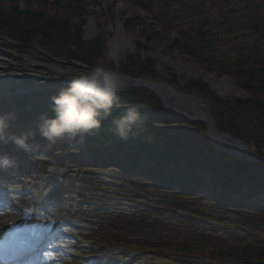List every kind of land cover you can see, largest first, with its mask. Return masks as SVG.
Returning <instances> with one entry per match:
<instances>
[{
  "label": "trees",
  "instance_id": "1",
  "mask_svg": "<svg viewBox=\"0 0 264 264\" xmlns=\"http://www.w3.org/2000/svg\"><path fill=\"white\" fill-rule=\"evenodd\" d=\"M64 1L63 8L73 12L84 2L25 0L21 8L20 0H0V38L7 37L14 43L0 47L16 49L23 55L37 54L33 50L37 43L40 49L67 65L72 64V59L85 64L87 69L94 66L103 54L105 39L101 35L84 40V21L76 24L70 15L55 11ZM123 1L149 15L153 26L163 33H174V47L181 54L193 58L208 73L231 78L244 91L243 100H222L200 80L179 86L175 74L167 71L168 83L176 90L203 100L219 132L230 134L258 156H264V0ZM174 3L179 7L175 16ZM140 24V18L133 16L124 26L134 28ZM136 45L135 54L128 55L117 70L112 65L108 67L135 79L163 80L151 59H140L139 52L150 50V46ZM33 100L31 96H17L2 103L16 116L11 124L26 128L31 122L38 124L43 114L53 115L50 102L42 106ZM120 102L137 106L148 117L145 131L123 141L109 131L110 117L99 133L85 137L90 162L107 164L106 168L126 173L138 171L139 175L156 179L160 184L156 188L168 189L175 200L190 209L192 219L211 224L208 235L187 243L151 247L159 264H264V203H245L251 197H264V162L248 161L218 150L210 144L205 124L168 113L148 89L126 88L120 94ZM122 111L123 108H115L113 116ZM32 129L36 135L39 133L37 128ZM35 141L51 152L69 140L58 141L51 148L40 136H35ZM61 152L57 150V164L68 163L73 170L78 168L74 164H78L80 170L85 169L86 160L66 161ZM198 190L207 191L209 197H199ZM126 223L123 222L124 228L133 226ZM216 227L229 230L230 235H218Z\"/></svg>",
  "mask_w": 264,
  "mask_h": 264
},
{
  "label": "rangeland",
  "instance_id": "2",
  "mask_svg": "<svg viewBox=\"0 0 264 264\" xmlns=\"http://www.w3.org/2000/svg\"><path fill=\"white\" fill-rule=\"evenodd\" d=\"M24 1L19 2L21 8ZM65 5L66 1L55 11L67 17L70 15L76 24L83 20L84 40L91 41L101 35L105 39L103 54L97 62L112 65L115 69L114 60L108 56L107 46L114 35L113 27L119 22L132 40L127 53L120 55L117 60L119 65L128 55L135 54L138 50L136 43H142L151 49L139 52L140 59H151L166 83L170 80V75H165L169 74L168 70L175 74L179 86L192 80H184L169 66L160 69V58L180 59L184 64H193L208 76L218 77L215 72L204 71L193 58L176 50L174 42L177 36L174 33H163L153 26L149 15L123 0H84L75 12L63 8ZM175 7H178L177 4ZM133 16L139 17L141 24L134 28L125 27V22ZM3 43L14 44L7 37L0 38V45ZM34 47L33 50L40 54L23 55L16 49L0 47V92L6 95L23 91L27 97H33L34 102L43 104L50 101V94H42L39 90L56 92L65 87L55 70H88L85 64L72 59V64L67 65L63 60L52 57L48 51L40 49L37 43ZM16 56L29 57L32 62L25 63ZM3 100L6 98L0 96V115L10 113L8 107L2 105ZM9 131L15 134L33 132L15 126H10ZM36 136H40L39 133ZM59 149L67 153L66 161L86 160L85 169L80 170L78 164H74L78 167L74 170L70 169L68 163L63 166L57 164L54 160ZM88 151L85 143L78 144L75 141H68L62 148L56 146L51 152L40 147L38 153H26L11 143L8 148L0 149V155L11 156L18 163V168L14 170L0 171V186L9 197L7 201L15 204L29 200L32 207L28 219L37 213L57 223L55 236L46 235L52 241L48 247L55 249L46 264H159L156 252L150 251L151 247L187 243L188 240L208 235L210 222L192 219L188 214L190 209L175 200L168 189L156 188L160 185L156 179L139 175L137 171L126 173L120 169L106 168L107 164H93L87 157ZM50 166L67 169L62 180L58 181L49 173ZM197 193L199 197H209L207 191L198 190ZM261 202L264 203V197H251L245 203ZM13 204L7 205L11 209H3L4 212L0 213V232L4 220L20 215ZM55 205L62 206L68 212V217L54 214L51 209ZM115 217L120 219L119 222L115 221ZM123 222L133 223V226L124 228ZM216 228L218 235H230L229 230ZM110 235L114 237L109 238ZM111 240L113 245L109 246Z\"/></svg>",
  "mask_w": 264,
  "mask_h": 264
},
{
  "label": "clouds",
  "instance_id": "3",
  "mask_svg": "<svg viewBox=\"0 0 264 264\" xmlns=\"http://www.w3.org/2000/svg\"><path fill=\"white\" fill-rule=\"evenodd\" d=\"M60 78L68 81L67 87L50 98L53 115H41L37 125L39 135L47 141L48 148L65 139L83 144L85 137L99 133L110 117L109 131L123 141L138 137L145 131L148 117L137 106L120 102L124 86L117 71L97 62L86 71L65 70L60 73ZM115 108H123V111L113 116ZM15 119L14 113L0 115V144L11 143L26 153H38L40 145L35 142V133L15 134L9 131ZM16 168L18 163L15 159L0 155V171ZM48 171L59 181L67 169L50 166ZM51 211L62 218L68 217L62 206L55 205Z\"/></svg>",
  "mask_w": 264,
  "mask_h": 264
},
{
  "label": "water",
  "instance_id": "4",
  "mask_svg": "<svg viewBox=\"0 0 264 264\" xmlns=\"http://www.w3.org/2000/svg\"><path fill=\"white\" fill-rule=\"evenodd\" d=\"M173 9H172V14L176 15L177 11H178V7L175 8L174 4L172 5ZM19 57V56H16ZM21 58V60L25 63L31 64V60L29 57L26 58ZM114 63H115V69L119 68V63L117 62V60L115 58H113ZM38 66L40 68L44 67L40 64H38ZM170 68V67H169ZM172 69V68H170ZM175 71V70H174ZM158 74H160V71L157 70ZM176 72V71H175ZM121 75L122 78V83L124 86V90L126 88H144V89H148L151 92H153L158 99L160 100V102H162L164 108L166 109V111L168 113H172L175 116H177L179 119H185L188 121H193V122H197V123H201V124H205L206 126V133L208 134V139L209 142H216L218 143L220 146L212 143L217 149L221 150L222 148H224L229 154H232L235 157H239V158H245L248 161H253V162H264V156H258L256 153H254L249 147H247L245 145L244 142L232 137L230 134L226 133H221L217 130L210 111H208V109L206 108L205 104L203 102H201V100H198L196 97L191 96L189 97L188 95H186L183 92H179L178 90H175L173 87H171L170 85H168L166 82H162V81H149V80H143L140 78H131L127 75ZM167 77L169 76V74H165ZM217 78H221L222 80L224 79L225 86L221 87L222 91L224 92V94L220 95L218 94L214 89L211 88V85L209 82H207V80H205L204 78H190V80L192 81H196V80H200L202 82H204L208 88L211 90V92L218 98L222 99V100H235V99H245L244 98V91L241 90L240 88H238V86L232 81L231 78L225 76V75H218ZM62 84H64L65 87H67L68 81L65 79H62ZM239 91V94L236 95L235 97H227L226 94L229 91ZM42 94H50L51 98L52 96L56 95L59 91H51V90H39ZM186 98L191 99V102L187 103L186 102ZM50 102V101H49ZM35 103H37L35 101ZM38 105L40 103H37ZM46 103L41 104L42 106L45 105ZM186 105V106H185ZM191 114V118L188 117L187 115ZM213 139V140H212Z\"/></svg>",
  "mask_w": 264,
  "mask_h": 264
},
{
  "label": "bare ground",
  "instance_id": "5",
  "mask_svg": "<svg viewBox=\"0 0 264 264\" xmlns=\"http://www.w3.org/2000/svg\"><path fill=\"white\" fill-rule=\"evenodd\" d=\"M113 28H115V31H114V35L111 38V41L109 42V44L107 46V50H108L107 53H108L109 58H112V59L115 58L116 60H118L120 55H124L127 53L128 48L131 46L132 40L126 34V32L124 31V28L122 27V25L119 22L116 23ZM159 66H160V69H164L165 67L169 66L170 68L174 69L178 73V75L180 77H182L184 80H190V78H199V79L204 78L205 80H207V82L210 83L211 88L214 89L218 94H220V95L224 94V92L222 91V88H221V87L225 86L226 82L224 81V79L222 80L221 78H215L214 76H208V75L204 74L202 71H200L198 68H196L191 63L190 64H184L182 62V60H180V59H179V61H176V60H172L171 58H168V59L167 58H160ZM55 72H57V74L61 73L60 71H56V70H55ZM238 94H239V91H237V90L231 91L230 90L226 94V96L232 98ZM185 100L187 103L191 102V99H189V98H186ZM187 116L190 118L192 117L191 114H189ZM212 143L220 146L216 142H212ZM220 147H222V146H220ZM30 203L31 202L29 200H27L26 203L21 201L18 204H16V206L17 205L19 206V212H21V214L15 220H17L21 224L25 223L28 220L27 215L30 213L31 207H32L30 205ZM24 210H26L25 212L28 211V213L27 214L22 213ZM31 219L35 220L38 224L39 229L44 230V232L50 233L52 231L51 228L52 229L55 228V226H53V225H55V223L52 221H48V219H51V218H47L45 216L42 217L39 214L35 213ZM11 220H8V222H10ZM8 222H5V224ZM5 224H3V226H1L2 230L0 232V237L1 236L5 237L9 233L8 232L9 229H8L7 225H5ZM13 255H15V254H9L8 253L7 255H4V259L9 260V257H11ZM0 256L2 257V255H0ZM4 259H2V260L4 261ZM17 259L19 260L18 257H17ZM23 262H25V260ZM21 263H19V264H21Z\"/></svg>",
  "mask_w": 264,
  "mask_h": 264
}]
</instances>
